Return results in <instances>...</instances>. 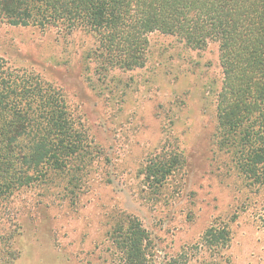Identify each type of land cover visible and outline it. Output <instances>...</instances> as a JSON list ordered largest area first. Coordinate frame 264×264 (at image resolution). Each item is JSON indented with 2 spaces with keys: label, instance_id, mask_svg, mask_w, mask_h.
<instances>
[{
  "label": "rangeland",
  "instance_id": "1",
  "mask_svg": "<svg viewBox=\"0 0 264 264\" xmlns=\"http://www.w3.org/2000/svg\"><path fill=\"white\" fill-rule=\"evenodd\" d=\"M148 40L143 67L100 79L92 34L0 23V56L60 90L90 152L80 168L49 170L0 201V264H119L108 233L122 216L147 231V264H264L255 207L214 144L218 45ZM171 150L181 166L154 189L143 168ZM209 229L227 240L209 248Z\"/></svg>",
  "mask_w": 264,
  "mask_h": 264
},
{
  "label": "trees",
  "instance_id": "2",
  "mask_svg": "<svg viewBox=\"0 0 264 264\" xmlns=\"http://www.w3.org/2000/svg\"><path fill=\"white\" fill-rule=\"evenodd\" d=\"M1 22L92 34L90 56L100 79L143 67L152 33L197 49L216 43L222 82L214 144L229 157L264 231V0H0ZM88 147L60 90L0 56V201L45 179L49 170L74 169L90 155ZM162 154L143 168L154 189L181 166L176 150ZM108 235L119 264H147L148 233L136 218L120 217ZM227 237L225 230L215 235L209 229L203 238L210 248Z\"/></svg>",
  "mask_w": 264,
  "mask_h": 264
}]
</instances>
